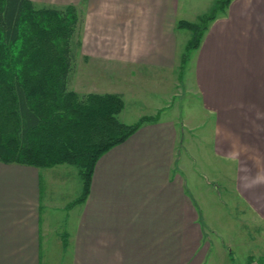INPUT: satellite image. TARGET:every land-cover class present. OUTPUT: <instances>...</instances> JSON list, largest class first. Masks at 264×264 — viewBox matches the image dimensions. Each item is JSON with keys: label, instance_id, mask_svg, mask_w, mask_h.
Here are the masks:
<instances>
[{"label": "crops", "instance_id": "1", "mask_svg": "<svg viewBox=\"0 0 264 264\" xmlns=\"http://www.w3.org/2000/svg\"><path fill=\"white\" fill-rule=\"evenodd\" d=\"M32 1L78 11L70 88L117 93L123 102L135 92V76L148 83L151 75H173L182 55L178 35L189 30L178 21L198 22L218 2ZM191 58L190 79L206 118L204 158L195 157L193 136L184 146L176 120L160 117L98 158L82 200V181L71 164L0 161V264L262 260L264 0H230L209 21ZM186 121L193 122L188 117L182 126ZM226 230L237 235L235 242L224 240Z\"/></svg>", "mask_w": 264, "mask_h": 264}, {"label": "trees", "instance_id": "2", "mask_svg": "<svg viewBox=\"0 0 264 264\" xmlns=\"http://www.w3.org/2000/svg\"><path fill=\"white\" fill-rule=\"evenodd\" d=\"M229 1L218 0L198 22L178 21L192 32L188 50L199 46L209 21ZM77 25L78 11L71 4L39 7L32 0H0V161L74 165L82 181L77 200H82L98 158L156 118L122 122L121 95L70 88ZM188 59L186 51L180 62ZM245 264H253L252 257Z\"/></svg>", "mask_w": 264, "mask_h": 264}, {"label": "rangeland", "instance_id": "3", "mask_svg": "<svg viewBox=\"0 0 264 264\" xmlns=\"http://www.w3.org/2000/svg\"><path fill=\"white\" fill-rule=\"evenodd\" d=\"M36 4V3H35ZM37 6H46L42 4H36ZM57 7V6H56ZM218 13V12H217ZM216 13V14H217ZM191 32L189 30H184L182 35L179 34V49L181 54L186 51H189V59L186 63H181L173 73V75L165 76V79L161 77H154V75L148 76V83L145 82L144 76H135L132 81L134 86V93L129 92L124 95V111L120 113L119 117L123 121H135L137 116H152L158 120L160 117L162 118H173L176 120L178 127H180L182 139L184 142V146L188 137L191 135L194 138V150L199 152V155L196 154L194 151L195 157L202 160L205 155V151L207 148V137H206V118L205 115L202 113L200 100L193 88L192 79H190V66L192 63L191 56L194 53V49L190 48L188 50L186 48V40L188 37L191 38ZM75 36H77V31L75 32ZM182 38L184 40H182ZM76 58V57H75ZM76 76H79V73L76 69ZM138 84V85H136ZM166 94L167 100L166 104L164 100V95ZM122 98V97H121ZM123 100V99H122ZM164 106L160 109V107ZM141 116V117H142ZM192 119V123H189L192 126V130H189V125L184 123L182 126V121L184 122L186 119ZM150 122V121H149ZM147 123V122H146ZM189 133V134H188ZM192 139V137H190ZM190 148V149H191ZM200 166V164L198 165ZM72 167L76 168V166L72 165ZM200 170H202L200 168ZM204 172L205 171H200ZM200 181V176L195 175ZM206 179V176H203ZM76 187V186H75ZM233 215V212H232ZM230 220H226V223L229 224ZM227 232L223 235L224 240L230 239L235 242L237 239V235L234 236L233 233L231 234L230 230H226ZM234 245L231 246L233 249L232 256L234 261L236 262L239 257L237 258L239 246L237 243H233ZM253 264H264V252L262 254V260L256 259Z\"/></svg>", "mask_w": 264, "mask_h": 264}]
</instances>
